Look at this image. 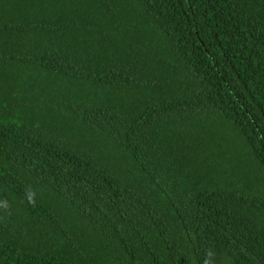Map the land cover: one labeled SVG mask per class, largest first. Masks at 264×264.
I'll list each match as a JSON object with an SVG mask.
<instances>
[{
	"label": "trees",
	"instance_id": "1",
	"mask_svg": "<svg viewBox=\"0 0 264 264\" xmlns=\"http://www.w3.org/2000/svg\"><path fill=\"white\" fill-rule=\"evenodd\" d=\"M5 198L0 264H264V0H0Z\"/></svg>",
	"mask_w": 264,
	"mask_h": 264
},
{
	"label": "clouds",
	"instance_id": "2",
	"mask_svg": "<svg viewBox=\"0 0 264 264\" xmlns=\"http://www.w3.org/2000/svg\"><path fill=\"white\" fill-rule=\"evenodd\" d=\"M25 197L28 201L29 204L35 206L36 203V191L34 189H32L31 187H28L25 190ZM10 205L8 200L5 198L3 200H0V210H4L5 212L8 211ZM215 252L213 249L209 248L205 250L204 253V259H203V264H215Z\"/></svg>",
	"mask_w": 264,
	"mask_h": 264
}]
</instances>
